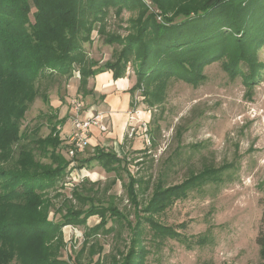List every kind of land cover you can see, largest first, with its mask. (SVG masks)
<instances>
[{"label":"rangeland","instance_id":"1","mask_svg":"<svg viewBox=\"0 0 264 264\" xmlns=\"http://www.w3.org/2000/svg\"><path fill=\"white\" fill-rule=\"evenodd\" d=\"M140 1L160 14L153 1ZM118 8L111 6L107 10L104 23H99L91 41L83 44L87 57L100 65L116 59L123 48L121 41L133 32L132 21L143 11L133 2L120 7V12ZM35 12L32 5L31 23L35 22ZM158 21L162 22L161 17ZM111 39L117 41L106 44ZM248 51L262 64L255 80H246L244 63H240V72L231 71L233 54L229 53L203 67L204 79L196 85L172 77L155 80L149 86L145 83V95L144 87H140L143 95V101H137V108L142 111L140 118L145 120L144 112H150L151 117L147 132L144 128L132 136L126 132L124 145L118 147V154L126 157L125 169L106 172L96 162L81 167L78 160L90 157L91 148L75 160L77 165H72L68 156L65 158L70 162L66 176L45 194L51 202L48 220L59 223L68 207H80L74 192L82 191V187L92 197L83 208H89L93 202L104 207L112 205L122 215L110 217L109 213L105 224L96 215L85 224L63 226V242L57 249L59 259L68 264H96L98 259H102L98 264H127L136 239L144 252L141 248L134 251L144 253L143 264H264V255L256 243L264 199V44ZM128 75L135 76L132 63L128 64ZM80 79L77 68L69 79L46 70L44 76L34 81L37 93L18 128L23 138L10 148L8 162L18 156L20 147L32 148L37 160L50 162L40 155L32 140L50 133L56 122L54 116L72 120L74 99L84 103L80 116H86L92 100L78 92ZM44 95L49 97L52 107L45 102ZM138 95L136 91L135 101ZM132 118L138 120L139 116L133 113ZM3 162L0 166L6 164ZM209 166L228 167L223 181L196 188L164 213L155 214L159 223L175 229L187 240L174 239L172 232H166L165 236L157 234L145 221L147 214L140 211L148 204L155 184L161 182L164 187L180 184ZM129 174L150 182L147 190L139 183L136 185L141 203L138 210L126 190ZM97 225H100L98 233H92ZM110 227L114 230L106 231ZM7 264L20 263L16 257Z\"/></svg>","mask_w":264,"mask_h":264},{"label":"trees","instance_id":"2","mask_svg":"<svg viewBox=\"0 0 264 264\" xmlns=\"http://www.w3.org/2000/svg\"><path fill=\"white\" fill-rule=\"evenodd\" d=\"M151 1L160 14L140 0H0V162L6 161L0 166V264H7L16 257L20 264H68L59 259L57 252L63 242V226L85 224L89 217L96 215L105 224L109 213L110 217L122 215L112 205L104 207L93 202L89 208H83L92 197L82 187V191L74 192L80 207H68L59 223L48 220L51 202L45 194L58 186L70 163L59 150L62 140L57 130L67 117L54 116L56 122L50 133L32 140L49 163L37 160L32 148L21 147L13 162H8L10 148L23 138L18 128L37 93L34 81L44 76L46 70L69 79L78 68L81 75L78 92L89 96L93 93L88 89L90 78L111 70L117 80L126 75L128 64L132 63L136 76V84L130 90L132 109L137 107L135 92L145 83L149 86L155 80L176 77L196 85L204 79L203 67L229 53L233 54V73L240 72V63H244L246 80L258 78L262 64L248 48L264 44V0ZM129 2L139 4L143 11L132 21V34L121 41L122 50L115 60L103 65L91 61L83 44L91 41L95 27L104 23L111 6H118L117 12H120V7ZM32 5L36 8L34 23L29 19ZM116 41L111 39L106 44L113 45ZM44 98L51 106L49 97L44 95ZM37 132L38 129L34 135ZM124 161L126 157L98 149L94 156L82 159L80 166L96 162L106 172L118 173L121 168L125 169ZM226 168L205 167L170 187L158 182L148 204L140 210L147 214L145 221L157 234L165 236L166 232H172L174 239L184 242L187 237L163 226L155 214L164 213L196 188L223 181ZM138 183L144 190L150 187V182L129 174L126 190L136 210L141 205L136 190ZM261 205L256 243L264 255V199ZM100 225L91 232L98 233ZM111 230L114 227L106 229ZM140 235L138 231L137 237ZM138 244L134 239L127 264H143L144 249ZM134 248L142 251H134Z\"/></svg>","mask_w":264,"mask_h":264},{"label":"crops","instance_id":"3","mask_svg":"<svg viewBox=\"0 0 264 264\" xmlns=\"http://www.w3.org/2000/svg\"><path fill=\"white\" fill-rule=\"evenodd\" d=\"M135 77L136 76L130 77V75H125L122 78L116 80L114 79L113 71L110 70L98 74L95 78L89 79L88 89L93 90V93L92 95L86 96V98L91 97L92 100V103L90 104L91 106L88 107L89 109L87 111V115L89 116L96 112H102L104 114L103 126L105 127L104 131L100 130L99 128L91 129L89 145L86 149L88 150L91 148L93 151L90 157L94 156L98 149H101L104 152H114L118 157L121 158V156L118 154V147L122 148L126 141L125 136L127 134L126 132L128 131L127 128L131 101L130 90L136 84ZM150 117V112H144L145 121L149 122ZM58 127L62 128L60 131L62 144L59 150L60 152L62 151V155L67 158V136L70 134L72 129L70 117L69 119L67 117V121L64 125L59 124L57 129ZM108 147H112V149H109ZM84 153L86 154V151ZM82 154H80L76 159H78ZM90 157H84L82 159H87ZM82 159L78 160V162H80ZM76 163L77 161H75V165H77Z\"/></svg>","mask_w":264,"mask_h":264},{"label":"built area","instance_id":"4","mask_svg":"<svg viewBox=\"0 0 264 264\" xmlns=\"http://www.w3.org/2000/svg\"><path fill=\"white\" fill-rule=\"evenodd\" d=\"M139 95L136 96L135 104L137 105V101H143L142 90L138 89ZM71 107L73 112L72 117V129L70 134L67 136L68 147L66 150L67 156L72 161V165H75L76 158L84 153L89 145L90 132L92 128H99L104 131L105 127L103 126L104 114L102 112H96L91 115H87L81 118L80 113L83 112L85 106L84 103L79 99H74L71 101ZM133 113H136L139 116L138 120H133ZM142 111L135 109L130 110L129 112V122H128V134L132 136L138 130L144 128L147 132V124L148 122L141 119ZM62 128L58 127V131H61Z\"/></svg>","mask_w":264,"mask_h":264}]
</instances>
